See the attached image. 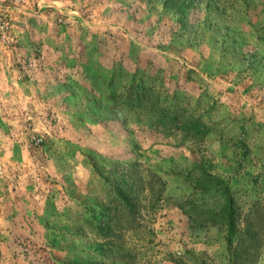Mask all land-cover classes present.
Returning <instances> with one entry per match:
<instances>
[{"label": "rangeland", "instance_id": "1", "mask_svg": "<svg viewBox=\"0 0 264 264\" xmlns=\"http://www.w3.org/2000/svg\"><path fill=\"white\" fill-rule=\"evenodd\" d=\"M188 1L0 0V264H264V0Z\"/></svg>", "mask_w": 264, "mask_h": 264}, {"label": "trees", "instance_id": "2", "mask_svg": "<svg viewBox=\"0 0 264 264\" xmlns=\"http://www.w3.org/2000/svg\"><path fill=\"white\" fill-rule=\"evenodd\" d=\"M174 1L178 2L177 4H180L181 6L182 5L185 6L187 3H189L188 0H174ZM131 93H132V96H134L135 91H133ZM255 210H256V208L253 207L247 216L246 222L244 223L245 224L244 231L246 233H243L244 234L243 236H244V238L249 236V238H251V240L255 243V246H257V244L261 240H263L264 237H260L258 235V232H255L256 224H254L255 221L251 217V213ZM220 214L222 216L221 218H224V220L227 221L226 224L228 225L230 233L232 235H234L236 233L237 228H238V221H237V207H236V204H235L233 199L227 200V203L221 209Z\"/></svg>", "mask_w": 264, "mask_h": 264}]
</instances>
